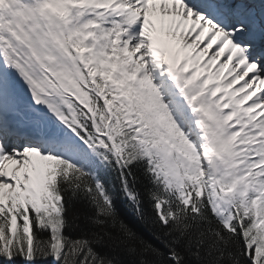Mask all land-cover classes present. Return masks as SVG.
Returning <instances> with one entry per match:
<instances>
[{"label":"snow or ice","instance_id":"6c2138e0","mask_svg":"<svg viewBox=\"0 0 264 264\" xmlns=\"http://www.w3.org/2000/svg\"><path fill=\"white\" fill-rule=\"evenodd\" d=\"M151 90L193 142L183 176L147 150ZM89 152L115 160L133 201L124 169L147 161L161 186L152 213L136 206L147 235L99 181L116 234L63 235L62 178L88 174L65 157ZM105 236L128 264H264V0H0V264H124L91 246Z\"/></svg>","mask_w":264,"mask_h":264},{"label":"trees","instance_id":"16d2710c","mask_svg":"<svg viewBox=\"0 0 264 264\" xmlns=\"http://www.w3.org/2000/svg\"><path fill=\"white\" fill-rule=\"evenodd\" d=\"M145 126L149 130L146 143L147 150L158 163L159 170H163L161 139L150 121L147 120ZM138 131L142 130L138 129ZM138 139L144 142L143 136L138 137ZM91 158L94 162L89 166L88 162ZM84 159L89 168L86 171L87 175L77 178L74 173H70L67 180L62 178L63 206L66 209L64 215L68 221L62 229L63 235L72 240H77L82 237L89 238L93 233L103 235L104 231L116 234V229L111 226L110 218L99 215L97 204L93 203V197L98 202H102L99 190L95 189L97 181L101 183L105 195L110 198L114 207V215L140 234L147 235L137 218L136 206L138 204L145 213H152L154 201L151 199L150 193L159 191L161 187L151 182L150 174L147 171V161H135L124 169L123 175L127 178V187L136 195V200L133 201L124 191L121 170L114 159L105 160L103 155L92 152H89ZM76 185L80 187L77 188ZM85 185L92 186L93 191L91 193L85 192ZM96 219L103 220L104 223L97 224L95 223ZM33 235L34 245L37 247H46L50 243L51 233L47 228H36L34 224ZM91 246L101 255L119 256L124 264H128L129 260L132 259L123 252V245L117 246L107 236L104 237L102 243H93ZM14 264H25V261L17 259ZM42 264H57V262L49 257L48 261L42 262Z\"/></svg>","mask_w":264,"mask_h":264},{"label":"rangeland","instance_id":"374dc122","mask_svg":"<svg viewBox=\"0 0 264 264\" xmlns=\"http://www.w3.org/2000/svg\"><path fill=\"white\" fill-rule=\"evenodd\" d=\"M146 103L148 104V112L150 113L148 119L153 122L156 129L160 132L163 138L161 145L164 151L168 152V159L165 160L166 170L170 176L173 172L179 173L181 176L185 175L189 171V162L192 161L193 158L198 159L193 147V142L177 125L167 108L159 101L154 90H151L150 98ZM190 119L197 121L195 127L189 128V131L197 137L196 143H200V140L203 139L204 143L201 144V147H210L207 143L209 130L200 124V117L194 114ZM65 158L75 165L80 163L78 154H72Z\"/></svg>","mask_w":264,"mask_h":264}]
</instances>
